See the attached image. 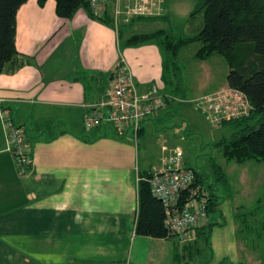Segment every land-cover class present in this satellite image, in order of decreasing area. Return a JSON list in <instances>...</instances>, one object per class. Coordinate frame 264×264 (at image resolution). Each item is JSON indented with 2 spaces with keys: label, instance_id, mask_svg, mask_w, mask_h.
<instances>
[{
  "label": "crops",
  "instance_id": "0c3cea01",
  "mask_svg": "<svg viewBox=\"0 0 264 264\" xmlns=\"http://www.w3.org/2000/svg\"><path fill=\"white\" fill-rule=\"evenodd\" d=\"M116 1L122 11L135 2ZM146 1V14L154 19L122 15L117 29L90 19L82 9L72 19L60 18L54 0L43 7L27 0L17 11L15 46L25 64L0 75V109L8 110L13 125L23 130L32 165L26 174L17 173L7 126L0 120V263L177 264L173 258L182 253L183 243L138 236L135 225L138 180L162 169L169 162L166 152L176 149L181 151V166L190 169L182 148L161 145L163 157L157 165L140 158L139 141L134 142L129 131L119 136L109 124L83 126L84 114L106 98L102 88L108 87L107 75L119 58L138 95L156 86L159 95L170 98L163 81V54L156 43L118 50L121 27L128 36L145 32L138 31L143 29L137 26L141 20L168 19L164 0ZM113 2L108 7L111 16ZM170 99L151 116L165 112ZM227 174L223 182L229 181ZM230 194L214 199V211L203 225L210 226L208 246L196 239V233L185 244L196 241V248L206 250V264H262L264 250L237 239L239 227L246 225L240 218L246 219L249 210L240 204V193Z\"/></svg>",
  "mask_w": 264,
  "mask_h": 264
},
{
  "label": "trees",
  "instance_id": "16d2710c",
  "mask_svg": "<svg viewBox=\"0 0 264 264\" xmlns=\"http://www.w3.org/2000/svg\"><path fill=\"white\" fill-rule=\"evenodd\" d=\"M46 1L37 0V4L43 7ZM54 1L55 13L60 18L72 19L75 13L82 9L90 19L108 27H114L109 8L103 16L97 18L92 14L88 0ZM26 2L27 0H0V75L14 73L25 64V57L17 52L15 39L17 11ZM197 14L202 16V25L199 31L192 36L174 37L173 34L163 29L124 36L119 29V53L127 47L154 42L162 51L163 62L164 58L170 59L172 65L175 66V59L181 48L192 43H199L200 47L194 55L195 59L205 61L214 54L222 56L229 68L226 76L227 86L242 92L253 109L248 117L225 123L233 126L235 130L228 138L216 145L222 157L227 161H234L237 164L247 161L264 163V0H203L201 6L189 14L188 22ZM114 71L107 75L108 83L113 79ZM78 79L86 84L85 77ZM107 88H102V96H105ZM255 116L258 118L251 124L250 121ZM142 135L141 124L137 142ZM190 170L193 172L194 180L189 188L182 190L177 202L180 207L190 198V189L205 190L203 175L192 168ZM219 170L215 168L216 173ZM154 172L146 173L138 180V216L135 234L177 242L169 235L164 225L163 205L151 192L149 178ZM222 175L223 173L219 174V176ZM215 197L213 192L208 193L207 217L214 211ZM209 234L210 226L207 228L203 226L196 230V239L203 241V246L207 247ZM186 241L182 242L183 244L177 242L182 244L180 249L182 253L177 252L173 258L177 264L182 260L184 264L192 262L196 253L200 252V247L196 248V241L185 244ZM262 264H264V257H262Z\"/></svg>",
  "mask_w": 264,
  "mask_h": 264
},
{
  "label": "rangeland",
  "instance_id": "374dc122",
  "mask_svg": "<svg viewBox=\"0 0 264 264\" xmlns=\"http://www.w3.org/2000/svg\"><path fill=\"white\" fill-rule=\"evenodd\" d=\"M164 1L169 12L168 19L153 22L141 20L137 26H142L143 29L138 31L163 29L174 37L192 36L199 31L202 25L201 14H197L190 22L188 19L189 14L200 7L203 0ZM143 16L152 20L149 15ZM199 47V43H192L181 48L175 59V66L170 59L164 58V81L166 90L171 94V99L168 97L165 103L170 99V105L158 117H147L149 125L139 139V156L158 165L163 157L161 145L165 143L167 147H172L178 144L182 148L185 164L203 175L207 190L210 188L220 200L227 198L230 192L240 193V204H244L249 212L245 211L248 214L246 219V215L240 216V221L245 220L246 225L239 227L237 239L245 241L249 247L256 245L264 250V163L247 161L237 164L222 157L216 144L228 138L235 128L225 124L222 128L214 129L204 120L192 101L221 88L228 89L226 76L229 68L219 54H214L205 61L195 59L194 55ZM157 118L160 119L157 121ZM257 118L255 116L250 123L256 122ZM170 153L172 151H167L165 156ZM215 168L223 173L229 171V181L223 182V176H219L221 173H216ZM256 201L259 203H255ZM205 251H200L191 264H206L209 258ZM4 262L0 264H8L10 260L5 259ZM179 264H183V260Z\"/></svg>",
  "mask_w": 264,
  "mask_h": 264
},
{
  "label": "built area",
  "instance_id": "2783aa9c",
  "mask_svg": "<svg viewBox=\"0 0 264 264\" xmlns=\"http://www.w3.org/2000/svg\"><path fill=\"white\" fill-rule=\"evenodd\" d=\"M112 0H88L92 14L99 18L103 16ZM112 19L117 29L119 17L128 19L146 14L149 3L146 0H135L134 4L123 11L114 0ZM115 74L108 85L104 101L90 109L83 117L85 129H92L101 124H109L119 136L127 132L137 142V134L143 121L165 108V97L157 92L153 86L151 91L138 95L132 85L131 75L122 59L115 67ZM222 89L215 93L198 98L196 109L202 114L205 121L214 128H220L225 123L240 120L249 116L252 106L247 97L240 91ZM0 120L7 126L8 150L15 159L17 173L24 175L31 168L32 162L25 140L24 132L11 122L9 112L0 109ZM169 162L155 171L149 178L152 195L157 198L165 209L164 225L169 235L177 242L190 240L196 230L207 221L208 193L199 189H190V198L180 207L177 205L182 190L189 188L193 183L192 170L181 166V151L176 149L170 153Z\"/></svg>",
  "mask_w": 264,
  "mask_h": 264
}]
</instances>
